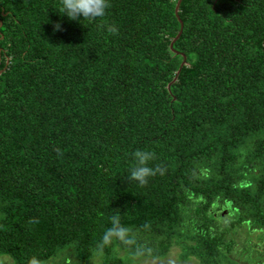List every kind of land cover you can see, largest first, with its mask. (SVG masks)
Instances as JSON below:
<instances>
[{"label":"trees","instance_id":"obj_1","mask_svg":"<svg viewBox=\"0 0 264 264\" xmlns=\"http://www.w3.org/2000/svg\"><path fill=\"white\" fill-rule=\"evenodd\" d=\"M177 1L111 0L88 22L0 0V256L86 263L119 211L142 258L264 264V0H183L174 81ZM136 149L166 169L145 187ZM96 259L133 264L116 245Z\"/></svg>","mask_w":264,"mask_h":264},{"label":"clouds","instance_id":"obj_2","mask_svg":"<svg viewBox=\"0 0 264 264\" xmlns=\"http://www.w3.org/2000/svg\"><path fill=\"white\" fill-rule=\"evenodd\" d=\"M111 0H60V7L57 11L61 16H67L71 21H79L83 17V21L95 22L106 17L108 10L111 8ZM105 27V25H100ZM54 31L61 30L59 22L53 25ZM109 33H115L114 25H107ZM58 154L62 155L57 149ZM132 165L129 168L128 178L130 181L137 183L140 187H145L149 183V179L157 174H163L165 168L163 165L155 163L157 157L151 150L136 149L131 153ZM108 217L110 226L105 229L100 238L90 250L89 260L91 264H96V258L102 255L105 249L116 246L125 247L132 259L133 264L142 257L152 254V247L147 242H141L137 238V231L130 226L122 223L121 213L119 211ZM36 221L30 220L29 223ZM143 228L148 230L150 225L145 223ZM28 264H41L37 258L33 257Z\"/></svg>","mask_w":264,"mask_h":264},{"label":"rangeland","instance_id":"obj_3","mask_svg":"<svg viewBox=\"0 0 264 264\" xmlns=\"http://www.w3.org/2000/svg\"><path fill=\"white\" fill-rule=\"evenodd\" d=\"M227 212H224L226 214ZM227 215V214H226ZM237 237L240 241V244H247L248 242H251L253 245L254 242H256L255 236L251 234L247 228L245 227H239L237 229ZM255 239V241H254ZM252 240L254 241L252 243ZM255 244V243H254ZM261 249L262 251L264 248L262 247H257ZM181 254V248L174 246L170 250L169 254L161 259H151V258H140L139 260L136 261V264H199V261L195 258H191L187 261H184L180 258ZM121 256L124 255V252H121ZM69 259L71 263H74L77 261V258L73 254L71 250H64L61 251L60 255L57 257L51 259L48 264H64L66 260ZM100 260L96 259V264L99 263ZM241 264H246L243 261H240ZM0 264H14L13 260L9 256H0ZM82 264H91L90 261Z\"/></svg>","mask_w":264,"mask_h":264},{"label":"water","instance_id":"obj_4","mask_svg":"<svg viewBox=\"0 0 264 264\" xmlns=\"http://www.w3.org/2000/svg\"><path fill=\"white\" fill-rule=\"evenodd\" d=\"M182 1H183V0H178V1H177V4H176V7H175V15H176V17H177V19H178V21H179V23H180V25H181V29H180L178 35L172 40V42H171V44H170V49H171L176 55H181V56H183V61H182L181 65H180V69L178 70L177 75H176L174 81L177 80V77H178V75H179L181 69H182L184 66L187 65V62H186V56H185L184 54H181V53H179L178 51L174 50V48H173L175 42L180 38V36H181V34H182V31H183V21H182V19L180 18V15H179V12H180V6H181V4H182ZM2 25H3V22L0 20V28L2 27ZM1 39H2V37H1ZM1 73H2V72H0V75H1ZM170 85H171V84H170ZM170 85L168 86V89H169V90H170Z\"/></svg>","mask_w":264,"mask_h":264}]
</instances>
